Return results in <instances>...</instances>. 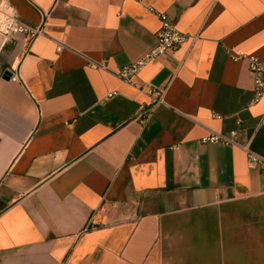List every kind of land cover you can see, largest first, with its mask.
<instances>
[{
    "label": "crops",
    "instance_id": "1",
    "mask_svg": "<svg viewBox=\"0 0 264 264\" xmlns=\"http://www.w3.org/2000/svg\"><path fill=\"white\" fill-rule=\"evenodd\" d=\"M10 2L32 25L50 15L29 46L0 38V264H264L244 148L264 157V97L249 103L230 56L264 59V0ZM150 7L198 35L134 76L167 87L157 105L115 73L156 45ZM212 130L236 143L203 142Z\"/></svg>",
    "mask_w": 264,
    "mask_h": 264
},
{
    "label": "built area",
    "instance_id": "2",
    "mask_svg": "<svg viewBox=\"0 0 264 264\" xmlns=\"http://www.w3.org/2000/svg\"><path fill=\"white\" fill-rule=\"evenodd\" d=\"M141 2L142 0H135ZM160 20L161 27L156 32V45L147 51L139 59L130 62L118 70L116 75L124 82L134 85L139 90L147 93L152 99V105L165 103V95L167 87L154 86L152 84H138L134 81V76L139 74L145 66L153 59L159 58L170 52L178 50L186 42L198 38V35L192 36L190 34L178 30L167 13L149 8ZM122 13H119L121 15ZM50 15V11L42 12V20L37 25H32L25 22L19 17L15 7L10 0H0V38L7 41L15 35H23L26 45L29 46L39 36L44 34V26ZM65 43L58 41L57 51L60 52L64 48ZM233 61H246L250 75L252 77V96L250 104L258 103L264 97V59L257 56L246 54L245 52H230ZM92 67H99L108 70L105 61L89 62ZM13 81L19 79L17 73H12L10 78ZM110 94L109 96H111ZM141 122H145L147 118L146 112L139 114ZM214 117L221 118V115L214 113ZM237 130H232L228 133L211 131L203 142L233 144L236 143ZM247 155V164L251 169H257L264 180V157L252 151L248 145L244 146Z\"/></svg>",
    "mask_w": 264,
    "mask_h": 264
},
{
    "label": "water",
    "instance_id": "3",
    "mask_svg": "<svg viewBox=\"0 0 264 264\" xmlns=\"http://www.w3.org/2000/svg\"><path fill=\"white\" fill-rule=\"evenodd\" d=\"M12 76V72L10 70H5L3 73V78L4 79H10Z\"/></svg>",
    "mask_w": 264,
    "mask_h": 264
}]
</instances>
